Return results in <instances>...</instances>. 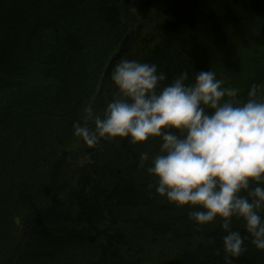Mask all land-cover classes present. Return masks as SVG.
Returning <instances> with one entry per match:
<instances>
[{"label":"trees","instance_id":"trees-1","mask_svg":"<svg viewBox=\"0 0 264 264\" xmlns=\"http://www.w3.org/2000/svg\"><path fill=\"white\" fill-rule=\"evenodd\" d=\"M121 58L155 63L165 84L212 69L246 101L264 87V0H0V264H224L219 220L198 227L203 209L148 187L140 155L159 138L70 150L82 105L94 128L117 97ZM245 244L233 264H264Z\"/></svg>","mask_w":264,"mask_h":264},{"label":"clouds","instance_id":"clouds-1","mask_svg":"<svg viewBox=\"0 0 264 264\" xmlns=\"http://www.w3.org/2000/svg\"><path fill=\"white\" fill-rule=\"evenodd\" d=\"M167 79L155 63L121 58L111 72L117 97L102 117L94 116V128L75 122L74 135L90 148L102 140L159 138L158 154L140 155V167L147 164L157 181L148 187L178 207L203 209L189 214L198 227L219 220L227 233L224 264L248 251L249 236L264 251V99L257 97L258 85L243 101L212 69L196 72L194 81L187 71ZM234 218L248 236L233 230Z\"/></svg>","mask_w":264,"mask_h":264},{"label":"rangeland","instance_id":"rangeland-1","mask_svg":"<svg viewBox=\"0 0 264 264\" xmlns=\"http://www.w3.org/2000/svg\"><path fill=\"white\" fill-rule=\"evenodd\" d=\"M134 1H137V0H134ZM127 41V38H125L123 40V42L121 43V47L126 43ZM262 50V49H260ZM116 51V50H115ZM262 53V51H261ZM257 97L259 99H264V87H262V89L260 90L259 93H257ZM93 105H94V100H90L88 103H87V106H86V109L85 111L83 112V119H84V124L87 123L88 126L90 128H93V124H91V117L89 116V113H92L93 111ZM83 124V125H84ZM86 143L83 142V140L79 137H76L75 140L71 143V145L69 146L70 150L73 151L74 153H78V154H82V153H85V149L87 147V145L85 146ZM85 146V147H84ZM84 147V148H83ZM152 249L150 248V251ZM157 254V252H151V256L152 257H155V255ZM168 254V252H167Z\"/></svg>","mask_w":264,"mask_h":264},{"label":"bare ground","instance_id":"bare-ground-1","mask_svg":"<svg viewBox=\"0 0 264 264\" xmlns=\"http://www.w3.org/2000/svg\"><path fill=\"white\" fill-rule=\"evenodd\" d=\"M44 11H45V9L41 10V11H40V14L43 13ZM80 105H81V104H80ZM86 106H87V104H86V105H85V104L82 105V109H83V111H85ZM88 257H89V259H90L91 261H93V260L96 259L95 256H94V257H93V256H88ZM88 257H87V258H88ZM99 260H100V259H99Z\"/></svg>","mask_w":264,"mask_h":264}]
</instances>
